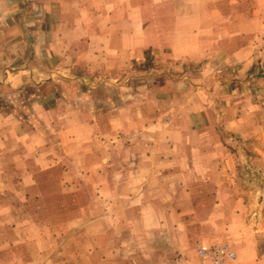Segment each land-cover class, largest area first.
Segmentation results:
<instances>
[{
	"label": "crops",
	"instance_id": "0c3cea01",
	"mask_svg": "<svg viewBox=\"0 0 264 264\" xmlns=\"http://www.w3.org/2000/svg\"><path fill=\"white\" fill-rule=\"evenodd\" d=\"M27 41H34L36 63L31 71L25 62L0 64V74L9 73L0 78V102L30 72L38 89H57L56 80L43 82L44 73L88 84L107 74L113 85L146 54L154 67L130 77L134 88L144 87L147 110L133 111L140 104L134 97L130 112L118 111L99 131L98 146L89 141L84 150L98 156L99 211L91 223L92 208L84 207L88 223L77 228L50 220L48 201L56 198L44 191L41 174L58 167V157H44L38 127L26 128L0 103V264H212L197 255L201 239L228 243L237 259L226 264H264V229L250 222L228 175L236 157L211 142L219 134L210 113L212 104L230 107L240 94L233 88L264 73V0H0V42ZM33 101L34 119L44 118L46 98ZM50 112L52 123L69 117ZM136 131L141 138L123 137ZM72 133L51 129V149L59 150V135L62 145L73 144ZM60 233L80 237L60 241Z\"/></svg>",
	"mask_w": 264,
	"mask_h": 264
},
{
	"label": "rangeland",
	"instance_id": "374dc122",
	"mask_svg": "<svg viewBox=\"0 0 264 264\" xmlns=\"http://www.w3.org/2000/svg\"><path fill=\"white\" fill-rule=\"evenodd\" d=\"M8 44L7 42H0V64L7 63L11 66H17L25 62L31 71L30 67H33L36 63L34 41H27L21 43V45L13 42H10V46ZM20 49H23L24 55L22 57L15 55ZM5 50L12 52L14 55L3 57L2 54L5 53ZM146 59L145 63L134 64L133 71L137 69V73L133 71L123 73L120 76L121 78L118 79V83L113 85L109 80L110 76L107 74H95L91 79V83L88 84L89 80L84 82L80 79L77 81L76 78H72L68 74L53 77L50 73H44L42 76L43 82L56 80L58 88L44 87L38 89V86L32 84L35 82L34 73L30 72L24 74L25 79L20 88L5 89L7 98L1 102L5 103L3 107L6 111L17 112L21 120V122H18H23L28 129H32L36 125L42 134L44 157L50 156L51 152L54 157H58L56 158L59 162L58 167L43 170L41 177L48 184L44 185V191L46 190L51 198H56L55 200H49L48 206L55 213L50 220L59 228L65 229L68 225H74L77 228L84 225V223L87 224L88 218L86 219L81 215V210L87 206L92 208L91 223L96 219L99 202L93 200V195L97 191L94 183L98 180L101 171L98 169L97 153H89L88 151L87 153L84 150L89 149V141L95 142V146H98L99 131L114 123L113 117L118 111L126 110V112H130L133 106L130 103L134 101V97L139 98L140 104L135 105L132 108L133 111L147 110L148 105L145 101L146 91L144 87L136 89L134 83L130 81L131 76H138L139 79L145 77L148 70L154 67L152 57L146 54ZM8 75L9 73L5 71V73L0 74V78H5L6 81ZM255 77L251 84L233 88V92L240 94L235 93L232 95L230 107L220 103L210 105V113L215 117V120L211 122V127L220 136H218L217 142L213 140L211 142L223 146L229 150V154L236 157L235 168L233 172L229 171L228 175L232 176L238 195L248 207V219L252 224L261 225L264 229L263 70ZM30 80L33 82L31 83ZM107 83L110 85H107ZM56 92H58L59 97L58 105L51 103L54 102L52 97ZM242 93L245 96H242ZM40 97L46 98L47 102V104L42 105L43 111L41 110L40 113H46L47 115L42 119H39L36 115L37 120H35L34 108L36 105L33 104V100ZM224 109H229L228 114L224 113ZM50 111L52 113L68 114L69 117L52 123L49 117ZM228 115L235 120H225ZM67 127L73 128L74 133L70 136L71 142L74 141L73 144L68 147L62 145L66 144V138L59 135V150H54L53 147L51 149L52 142L55 141L51 129L58 128L61 131V129L65 130ZM142 135L141 131H136L132 133V136L131 134H123V137L130 141L141 138ZM30 141L34 144V137ZM66 180L73 182L74 187H64L61 182ZM51 181L53 184L50 183ZM57 183L59 184L57 185ZM68 193L74 194L75 199L67 201L65 198ZM95 235L97 236V234ZM59 236L60 241H65L68 237H80V233H60ZM197 241V244L230 246L228 243L213 242L211 240L201 239V241ZM259 243V253L264 255V233L260 237Z\"/></svg>",
	"mask_w": 264,
	"mask_h": 264
},
{
	"label": "built area",
	"instance_id": "2783aa9c",
	"mask_svg": "<svg viewBox=\"0 0 264 264\" xmlns=\"http://www.w3.org/2000/svg\"><path fill=\"white\" fill-rule=\"evenodd\" d=\"M196 252L202 260L212 264H226L237 259L236 252L228 245L198 243Z\"/></svg>",
	"mask_w": 264,
	"mask_h": 264
}]
</instances>
